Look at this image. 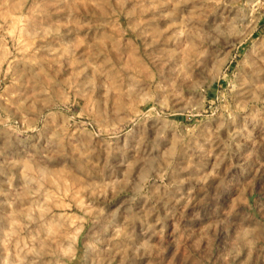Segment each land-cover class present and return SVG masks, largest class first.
Segmentation results:
<instances>
[{
	"label": "rangeland",
	"instance_id": "374dc122",
	"mask_svg": "<svg viewBox=\"0 0 264 264\" xmlns=\"http://www.w3.org/2000/svg\"><path fill=\"white\" fill-rule=\"evenodd\" d=\"M0 264H264V0H0Z\"/></svg>",
	"mask_w": 264,
	"mask_h": 264
},
{
	"label": "clouds",
	"instance_id": "9594fccd",
	"mask_svg": "<svg viewBox=\"0 0 264 264\" xmlns=\"http://www.w3.org/2000/svg\"><path fill=\"white\" fill-rule=\"evenodd\" d=\"M250 230L248 229H245V235H244V238L242 239V249H243V246H244V241H247V244L248 245H251L252 247H255V244L253 243V240L251 239H248V236L250 235Z\"/></svg>",
	"mask_w": 264,
	"mask_h": 264
}]
</instances>
